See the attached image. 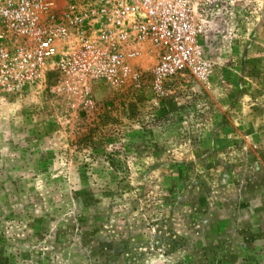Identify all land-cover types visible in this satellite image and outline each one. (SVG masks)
<instances>
[{
  "label": "rangeland",
  "instance_id": "1",
  "mask_svg": "<svg viewBox=\"0 0 264 264\" xmlns=\"http://www.w3.org/2000/svg\"><path fill=\"white\" fill-rule=\"evenodd\" d=\"M25 44L0 40V264H264V0H220L160 82L145 55L115 86L26 73Z\"/></svg>",
  "mask_w": 264,
  "mask_h": 264
},
{
  "label": "built area",
  "instance_id": "2",
  "mask_svg": "<svg viewBox=\"0 0 264 264\" xmlns=\"http://www.w3.org/2000/svg\"><path fill=\"white\" fill-rule=\"evenodd\" d=\"M219 1L0 0V40L26 43L17 56L26 73L86 72L115 86L137 79L145 55L160 82L185 73L186 46Z\"/></svg>",
  "mask_w": 264,
  "mask_h": 264
},
{
  "label": "trees",
  "instance_id": "3",
  "mask_svg": "<svg viewBox=\"0 0 264 264\" xmlns=\"http://www.w3.org/2000/svg\"><path fill=\"white\" fill-rule=\"evenodd\" d=\"M145 73H140L138 75V78L139 80H141V77L144 76ZM179 76V75H177ZM176 76V77H177ZM175 77V78H176ZM167 83V82H166ZM166 83H163L159 89L163 88L165 89L166 88ZM165 85V86H164ZM164 86V87H163ZM101 117H102V120H105L107 119V114L106 113H103L101 114ZM98 123L99 121L97 122V124L94 125L93 129H90L87 133H83L82 135H80L77 140H76V144L77 145H80V146H88L91 142H92V139L94 138V131H95V128L98 126ZM111 164H114V161H111ZM114 166V165H113Z\"/></svg>",
  "mask_w": 264,
  "mask_h": 264
}]
</instances>
